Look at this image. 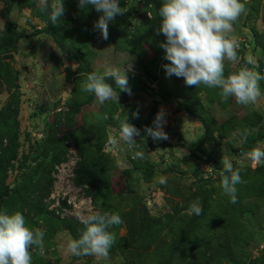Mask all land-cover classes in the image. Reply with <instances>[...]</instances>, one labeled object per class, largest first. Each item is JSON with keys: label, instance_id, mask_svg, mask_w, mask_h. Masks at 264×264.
<instances>
[{"label": "trees", "instance_id": "1", "mask_svg": "<svg viewBox=\"0 0 264 264\" xmlns=\"http://www.w3.org/2000/svg\"><path fill=\"white\" fill-rule=\"evenodd\" d=\"M18 1L22 0H0L5 4L1 10L5 25L0 34V96L7 95L6 101L0 107V209L7 208L10 214L19 210L28 220L35 216L52 213L46 208L44 200L50 195L54 182L52 174L56 165L67 159L62 143L51 157L49 153H46L45 158L40 161L38 154L46 141V138H43L35 141L26 167L25 162H21L19 116L22 93L19 72L13 65L14 54L17 53L22 39L44 34L53 37L59 46L69 43V62L76 58V62L81 66V73H90L94 70L90 65L91 60L84 59L86 43L71 44L69 36L57 35L51 26L43 29L32 28V31L27 33L21 30L18 23L10 18V13ZM78 3L79 0L65 3V18L78 23L80 29L85 27L87 31L84 34L87 36L93 34L94 40L101 43H113L117 52H129L137 65L157 77L158 81L154 82L157 85V100L163 103L175 102L178 111L188 114L203 128L204 139L191 151L190 159L192 161L205 159V162L213 169L211 173L206 174L195 166L196 162H191L194 163L193 165H187V162L186 170L180 165V167L170 166L165 171L168 177L175 178L173 180L176 184H179L181 180L178 176L187 175L188 172L197 180L192 201L197 198L201 201L202 212L199 215L189 213V207L185 205L175 206L172 212H166L160 216L153 215L141 198L136 199L135 205L128 210H122L119 204L111 205L112 199L104 177L107 171L116 169L117 164L113 155L106 150V145L110 142L107 130L108 127L120 129L123 116L118 117L119 105L115 100L100 104V110L94 115L93 120L86 116L85 127L70 131V135L75 140L80 159L74 170L75 185L85 189L87 197L92 200L97 210L118 212L122 217L123 223L112 229L116 233V243L112 248L121 254L126 264H264V254L259 259L253 260L246 252L245 248L253 240L254 234L248 231L243 222L245 214L253 207L249 200L255 193L264 197V166H260L255 172H252L250 168L239 166L242 169L241 177L244 183L237 185V202L235 203L231 202V197L224 192L219 175V171L222 170L221 152L229 155L246 153L257 146L259 141L264 140L263 114L256 110L243 117L234 114L225 123L218 124L212 114L211 106L217 101L221 107H226L230 100L225 102L219 95V89L207 88L204 85L198 88L187 86L182 77L166 75L163 65L168 64L169 61L164 59L165 51L160 47L166 41L160 38L157 33L158 27H155L152 21H148L143 30L131 36L127 24L121 20H115L109 25L108 39L104 40L101 33L94 29V23L102 13H98L92 6L80 9ZM32 4V0L20 3L19 9L22 10L25 6L31 7ZM254 4L260 6L257 1ZM254 7V5L250 6V11ZM253 11L254 9L251 12ZM71 15H73L72 18ZM143 42L152 46L153 51L158 55L147 63H144L142 59ZM225 75H228L227 72ZM145 78L153 82L146 75ZM108 82L113 85L117 93L128 95L126 92H120L111 79ZM259 83L264 89V80ZM81 84V79L77 80V84L74 83L75 89L73 87L67 110L60 112L67 117L81 114L83 106L92 104L95 100L93 93H86V97L80 99ZM129 86L131 91H151L142 81H134ZM202 92L205 93V99L201 95ZM153 113L157 114L156 107ZM148 123L146 121V126ZM237 129L252 131L247 141L239 149L234 150L229 139ZM91 133L92 136L88 138ZM224 140L228 141L225 151L221 150ZM209 143L213 144L209 146L210 149L203 150V146L210 145ZM134 148V156L130 158L132 171L144 172L145 180L151 182L161 167L158 163H153L146 158L144 160L135 157V152L145 149L144 144L140 146L135 144ZM46 157H50V160ZM16 168L22 169L23 180L8 185L7 178ZM173 172H178L180 175L175 176ZM168 193L173 191L169 190ZM63 227L73 238H78L84 225L71 219L63 220ZM123 228L125 233L120 236ZM54 232V229L48 232L49 236H52ZM36 254L38 250L33 251V256Z\"/></svg>", "mask_w": 264, "mask_h": 264}, {"label": "rangeland", "instance_id": "2", "mask_svg": "<svg viewBox=\"0 0 264 264\" xmlns=\"http://www.w3.org/2000/svg\"><path fill=\"white\" fill-rule=\"evenodd\" d=\"M28 1L22 0L16 2L15 7L10 13V18L18 23L21 30L27 33L31 32L32 28L41 27L43 29L51 26L57 35L69 36L71 41L68 40L71 44L86 43L87 48L84 50V59L86 61L91 60L90 65L92 68L108 65L116 67L118 61L122 64V68L123 64H126L125 67L131 64L130 61H125L128 55L130 57L129 52L122 51V54L125 55L124 57H115L113 50L115 49V45L113 43H108L112 47L110 46V51H105L106 59L108 60L105 61V58H102V56H98L99 59L97 60L96 47L101 42L94 40L93 34L89 36L84 34L87 31L85 27L80 29L78 23L65 18V13L62 16L63 18L57 21V24H52L48 13L41 11L38 7L39 0H32L33 4L31 7L25 6L24 9H19L20 3L23 4ZM69 1L71 0H64V6ZM255 1L260 3V6L259 4H254ZM52 2L53 0H48L49 6ZM241 2L245 4L246 11L233 23V35H235L239 43L238 55L240 62L238 64L225 62V72L230 74L238 71L245 64V57L251 53L259 65L256 71L264 75V0H241ZM253 5L255 7L251 11L253 9L254 11L251 12L250 6ZM4 7L5 4L0 2V34L4 30L5 25V21L1 17V10ZM120 7L125 8L126 12L122 16L118 15L115 20L125 22L126 26L129 27L131 36L143 30L148 21H152L153 25L158 28L161 24L158 10L162 7V0H120ZM70 17L72 18L73 15ZM114 21L110 22L109 25L113 24ZM159 36L166 41V37L162 33ZM66 44L59 46L53 40V37L44 34L24 38L19 43V53L15 54L13 61L15 68L22 74L19 78L20 91L22 93L19 116L20 139L22 142L20 150L21 162L24 161V166L26 165L32 154L35 141L43 138H46V141L38 154L40 161L45 158L46 153H49L51 157L52 153L59 149L62 143L67 159L56 165L52 174L54 182L50 195L44 200L46 208L52 213H46L26 220L30 227L39 228L45 233L44 255H34L32 257L33 264H126L124 258L114 248H111L108 260L86 255L76 257L68 253L65 248H62V245H66L67 237L70 235L63 227V220L74 219L83 224L82 220L84 218L92 212L97 211L92 200L87 197L85 189L75 185L74 170L80 159L75 140L70 135V131L84 128L86 124L85 117L88 116L93 120L94 115L99 112L101 104L98 100L96 101L95 97L94 102H96L85 104L81 110V114L77 116L67 117L65 114L60 113L67 110V103L72 95V91L75 89L74 83L77 84V80L79 79H81L82 83L85 79L83 74H86L81 73V66L76 62V58H73L75 62L67 60V57L70 55L66 56L64 53L68 54L70 45L68 42ZM142 46L144 51L142 59L144 63L158 57L155 51H153L152 46L145 44V42L142 43ZM55 52H59L58 57H61V61L63 62H61L60 67L65 69L64 75L51 74V71H53L52 55ZM27 58H34V61L32 62L31 60L29 62ZM95 61L97 62L93 67ZM132 62L133 64H131V70L128 72V75H136L142 78V81L146 83L151 91H140L131 96L119 93L118 102L116 100L115 102L119 105L118 117L122 115L123 120L128 117L129 122L138 129H145L146 121L149 122L147 124V127H149L153 125V121L156 118L153 111L155 110L157 85L145 78L146 70H143L134 60ZM95 71L98 72L99 70ZM86 93L88 92L82 91L80 99L85 98ZM201 95L205 99V93L202 92ZM6 98L7 95L0 96V107L6 101ZM227 102H229V105L226 107H221L217 101L211 106L212 114L218 124L225 123L235 113L243 117L244 115L251 114L253 110L264 112V107L261 108L259 106L260 102L257 105L248 106L237 104L234 98H229ZM164 106L166 108L162 105L160 106V111L163 110L166 114L165 118L167 122L164 126V131L168 134L169 138L167 140L150 141L148 137H144L143 144L145 145V149L140 151L143 152L142 159L145 160L146 158L153 163H158L161 167L151 182L145 180L144 172L132 171L130 158L134 156L135 146L129 147L121 139L116 142V136L114 133H111L112 128L115 127H108V136L109 139L112 136V140L106 145V150L113 155L117 164V168L107 171L104 177L110 191L111 205L119 204L122 210H128L135 205L136 199L141 198L151 213L159 216L166 212H172L175 206L181 207L185 205L189 207L197 180L188 172L187 175L178 176L181 177L179 178L181 180L179 184H176L175 180H173L175 178L168 177L165 171L170 166L180 167V165L186 170L188 169V164L193 165L196 162L195 166L200 171L206 174L212 172V166L207 164L205 159L193 161L190 159L191 151L204 139L201 124L192 118H188L189 115L178 114L180 111L177 110L175 104H170L169 107H167L168 105ZM137 111L139 118L133 116V113ZM92 133L88 135V138L92 136ZM144 134L147 135L146 132ZM135 139L137 138L135 137ZM260 142H258V145L264 149V145H260ZM229 143L234 150L239 149L244 144V142H241L239 136L233 137V135L230 136ZM209 144L204 145L203 150H209L213 145L212 143ZM226 146H228V141L224 140L221 150L225 151ZM242 153L244 152L238 154L231 153L229 155L226 152H221V155L240 157ZM50 157H46L47 160H50ZM233 163L235 167L250 168L252 172H255L260 166H264V163L253 165L248 159L239 161L234 159ZM178 172H173V174H176L175 176L180 175ZM22 174V169L16 168L11 171L7 178L8 185H13L18 180L22 181ZM162 180L164 183H161ZM178 188L180 190H177ZM169 190H172L173 193L169 194ZM249 203L253 207L245 214L243 222L246 224L248 231L254 234V238L245 250L250 258L254 260L259 259L264 254V197L255 193L249 200ZM53 229L55 232L52 236H49L48 232H51ZM124 233L125 228L120 231L119 235H124Z\"/></svg>", "mask_w": 264, "mask_h": 264}, {"label": "clouds", "instance_id": "3", "mask_svg": "<svg viewBox=\"0 0 264 264\" xmlns=\"http://www.w3.org/2000/svg\"><path fill=\"white\" fill-rule=\"evenodd\" d=\"M88 6L102 13L94 23V29L101 33L102 39L107 40L110 22L118 15H124L125 8L120 7V0H79L80 9ZM38 7L48 13L54 25L65 13L64 0H53L50 6L48 0H39ZM245 11L246 6L241 0H162V7L158 10L161 24L157 33L166 37V42L160 45L165 51L164 59L169 61L163 65L166 75L182 77L187 86L198 88L204 85L219 89V95L225 102L231 97L239 105H257L264 98L259 83L264 80V75L256 71L259 65L251 53L245 57V64L238 71L225 75V62H240L233 23ZM130 70L131 65L124 68L106 66L103 73L92 71L83 74L85 79L81 91L93 93L101 104L109 100L118 102L119 93L108 80L114 81L120 92L131 95ZM165 115L163 110L159 111L153 126L144 129L154 141L169 138L164 131L167 122ZM133 116L139 118L138 111ZM251 131L237 129L232 135L246 142ZM137 136H140V129L131 124L128 117L120 122V139L125 144L134 147ZM135 157L142 158L143 152H135ZM234 159H248L253 165L264 163V149L257 145L240 157L223 155V167L219 171L221 186L233 203L237 202V185L244 183L242 169L234 166ZM188 211L201 214V201L198 198L192 201ZM82 223L84 227L79 237L69 235L62 248L76 257L86 255L108 260L110 250L116 243V233L112 229L123 223L120 214L97 210L84 218ZM44 238L45 233L39 228L30 227L21 211L10 214L7 208L0 209V264H33L34 250L44 255Z\"/></svg>", "mask_w": 264, "mask_h": 264}, {"label": "crops", "instance_id": "4", "mask_svg": "<svg viewBox=\"0 0 264 264\" xmlns=\"http://www.w3.org/2000/svg\"><path fill=\"white\" fill-rule=\"evenodd\" d=\"M37 29H41V27H36ZM39 36V35H38ZM34 37H36V36H34ZM29 38V37H28ZM111 45L110 44H108V43H100V44H98L97 45V60L99 59V57H101L102 56V58L104 57L105 58V61L106 60H108V59H106L107 57H106V53H105V51H110V48L112 47H110ZM60 50V49H59ZM114 50V53H115V57H120V56H122V57H124L125 55H123L122 54V52H116L115 51V49H113ZM33 52V51H32ZM60 52V51H59ZM59 52H55V54L54 55H52V59H53V71H51V74L53 73V75H64L65 73H64V71H65V69H63V67H60V64H61V57H58V55H59ZM17 53H19V48H18V51H17ZM17 53H15V54H17ZM15 54H14V58H15ZM66 56H68V54H66V53H64ZM34 55V54H33ZM99 56V57H98ZM27 60H29V62H31V60H32V62L34 61V58L32 59V58H27ZM67 60H69V56L67 57ZM134 60V62H135V59L133 58V57H129V55H128V57H126V60L125 61H130L131 62V64H133V61ZM117 61V60H116ZM96 62L97 61H95V63H93L94 65H93V67L95 66V64H96ZM108 62V61H107ZM63 63V62H62ZM136 63V62H135ZM131 64H129V65H131ZM125 65L126 64H123V68L125 67ZM108 66H110V65H108ZM105 67L106 66H98V67H94V68H92L94 71L95 70H99L98 72H101V73H103V71L105 70ZM116 67H118V68H122V64H120V61H118V63H116ZM18 70V69H17ZM18 72H19V76H21L22 74H21V72L18 70ZM28 75V74H27ZM128 77H129V84H133L134 83V81H136V82H141L142 81V78H140V77H138V76H136V75H128ZM143 82V81H142ZM140 85V84H139ZM261 87V92L262 93H264V89L262 88V86H260ZM138 92H140V91H131V95H134L135 93H138ZM131 95H129L128 94V96H131ZM156 99V102H155V104H154V106L156 107V109H157V113L160 111V106L162 105L163 107H165L164 105H168L167 107H169V105L170 104H175L176 106H177V104L175 103V102H169V103H163V102H160V101H158L157 100V98H155ZM96 101H97V98H96ZM95 101V102H96ZM261 101H262V103H261ZM95 102H93V103H95ZM264 105V100H263V98L260 100V107L262 108V107H264L263 106ZM166 108V107H165ZM259 113H264V112H259ZM178 114H183V115H186V116H188V114H186V113H184V112H180V113H178ZM235 114H237V113H235ZM157 115V114H156ZM188 118H190L191 119V117H189L188 116ZM200 124V123H199ZM153 125H151V126H149V127H152ZM113 130L111 131V133H114V135L116 136V142L117 141H120V129H118V128H112ZM144 129H140V136H137L136 138V146H140V144H143V139H144V137H148L149 139H150V141H152L153 139L150 137V136H148V135H145L144 134ZM110 140H112V136L110 137ZM260 145H264V140L263 141H261L260 142ZM262 148V147H261ZM148 150H150V149H148ZM133 151H134V149H133ZM145 152H148V151H145ZM146 154V153H145Z\"/></svg>", "mask_w": 264, "mask_h": 264}, {"label": "water", "instance_id": "5", "mask_svg": "<svg viewBox=\"0 0 264 264\" xmlns=\"http://www.w3.org/2000/svg\"><path fill=\"white\" fill-rule=\"evenodd\" d=\"M146 76L152 79L155 83L158 81L157 77L153 76L150 72H146Z\"/></svg>", "mask_w": 264, "mask_h": 264}]
</instances>
